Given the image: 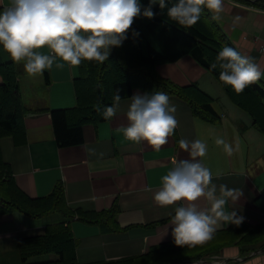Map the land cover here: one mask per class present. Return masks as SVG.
Segmentation results:
<instances>
[{"label":"crops","instance_id":"1","mask_svg":"<svg viewBox=\"0 0 264 264\" xmlns=\"http://www.w3.org/2000/svg\"><path fill=\"white\" fill-rule=\"evenodd\" d=\"M8 3L9 0H4V6ZM217 21L231 47L241 55L253 57L264 69V7L224 0V11ZM39 51L47 54L49 49L45 46ZM57 63L64 67H56ZM157 71L178 85H199L213 97L220 122L203 120L187 101L170 96L178 123L168 143L155 151L147 142L127 140L120 129L128 123L130 98L138 92H147L137 87L132 95L121 99L112 121L85 125L82 144L62 147L56 140L51 112L78 104L76 80L81 75L80 66H70L57 58L50 70L30 76L23 62L17 63L22 99L29 110L25 117L27 140L21 144H16L12 137L1 140L3 158L10 164L17 185L30 197L38 198L50 194L56 184L62 183L68 205L73 209L103 211L115 204L120 209L119 231L115 232L77 217L67 220L82 264L142 258L153 248L174 242L170 224L175 206H160L154 195L161 187L162 176L177 161L191 159L181 149V140L205 142L207 154L197 159L211 170L217 195L221 185L240 190V198L235 202L229 199L226 207L243 216L242 222L252 226L264 223V164L258 163L264 161V135L251 116L230 100L219 81L191 55L158 64ZM3 83L0 74V84ZM217 138L233 146L231 155L216 144ZM194 203L198 210L210 208L204 197ZM64 220L60 214L40 219L19 212L0 215V264H20L19 239L43 234L48 224ZM231 225L223 224L216 232ZM263 249L244 255L234 244L199 262L180 260L168 264H264ZM258 250L262 251L255 253ZM48 255L56 259L55 254Z\"/></svg>","mask_w":264,"mask_h":264},{"label":"trees","instance_id":"2","mask_svg":"<svg viewBox=\"0 0 264 264\" xmlns=\"http://www.w3.org/2000/svg\"><path fill=\"white\" fill-rule=\"evenodd\" d=\"M236 1L264 7V0ZM147 3L148 0H142L144 6ZM153 11L155 15L151 19L143 16L134 18L127 39L121 47L112 48L104 63L82 60L79 65L81 75L76 80L78 104L73 108L51 112L58 144L62 147L82 144L84 126L105 120L101 112L106 105H111L117 89L122 98L132 95L137 87L148 93L165 92L169 97L177 96L187 101L194 113L203 120L220 122L221 116L213 106V97L199 85H178L158 73V64L175 62L185 55H191L219 81L230 100L251 116L253 124L264 135V81L260 80L237 94L230 85L219 79V68H211L219 51L225 46L231 47L230 39L213 14L205 8L200 20L185 29L169 19L167 7L162 10L154 5ZM17 63L0 46V74L4 79V83L0 84V215L19 212L40 219L60 214L66 219L48 224L43 234L19 239L20 264H82L77 257L76 238L67 220L77 217L88 223L101 224L107 231L115 232L119 231L117 217L120 209L118 204L103 211L73 209L68 205L62 183L56 184L50 194L38 198L30 197L17 185L10 164L3 158L1 147L4 137H12L16 144L27 140L25 117L29 110L22 99ZM234 244L241 248L244 255L257 248H264V223L256 226L245 222L232 224L228 229L216 232L204 245L196 247L179 246L171 242L153 248L142 258L94 264L200 261ZM48 254H55L56 259L31 260Z\"/></svg>","mask_w":264,"mask_h":264},{"label":"clouds","instance_id":"3","mask_svg":"<svg viewBox=\"0 0 264 264\" xmlns=\"http://www.w3.org/2000/svg\"><path fill=\"white\" fill-rule=\"evenodd\" d=\"M154 5L162 10L167 7L169 19L185 29L200 20L205 8L217 20L224 11V0H148L146 6L142 0H9L7 6L0 0V46L14 62H23L30 76L50 70L57 58L73 67L82 60L102 64L108 60L112 48L121 47L127 39L134 18L154 17ZM45 46L49 49L47 54L39 51ZM56 67L62 68L64 64L57 63ZM211 68H219V79L237 94L264 77V69L253 57L227 46L219 51ZM121 99L117 89L111 105L101 112L103 119H114ZM175 111L167 93L138 92L130 98L128 123L120 130L125 139L147 142L159 151L177 127ZM215 142L232 154L233 146L223 138ZM180 147L191 159L177 161L162 176L154 200L160 206H175L170 224L175 244L196 247L210 241L223 224L239 225L243 221L244 217L238 216L235 209L226 207L229 199L235 202L242 193L221 185L217 195L211 170L197 159L207 154L205 142L181 140ZM201 197L210 203L207 210H198L194 203ZM181 201L186 203L177 205Z\"/></svg>","mask_w":264,"mask_h":264},{"label":"rangeland","instance_id":"4","mask_svg":"<svg viewBox=\"0 0 264 264\" xmlns=\"http://www.w3.org/2000/svg\"><path fill=\"white\" fill-rule=\"evenodd\" d=\"M52 257V255H42L32 258L31 260L34 261H46L49 260Z\"/></svg>","mask_w":264,"mask_h":264},{"label":"water","instance_id":"5","mask_svg":"<svg viewBox=\"0 0 264 264\" xmlns=\"http://www.w3.org/2000/svg\"><path fill=\"white\" fill-rule=\"evenodd\" d=\"M262 250H258V251H256L255 253H260ZM263 251H264V249H263ZM201 261V260H200ZM199 262V261H198Z\"/></svg>","mask_w":264,"mask_h":264}]
</instances>
